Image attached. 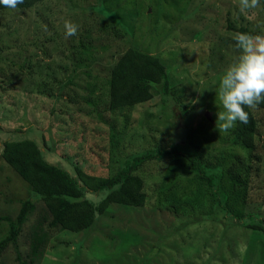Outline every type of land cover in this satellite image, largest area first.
<instances>
[{"label":"rangeland","instance_id":"1","mask_svg":"<svg viewBox=\"0 0 264 264\" xmlns=\"http://www.w3.org/2000/svg\"><path fill=\"white\" fill-rule=\"evenodd\" d=\"M260 2L244 12L240 0H48L0 10V151L5 139L31 138L74 176L76 167L105 176L151 156L136 170L147 196L142 206L111 204L87 229L49 231L39 264H264V232L249 227L264 226V109L253 110L258 138L250 152L259 160L252 162L248 216H232L216 186L179 175L168 155L152 157L176 148L215 162L230 136L216 128L223 106L215 91L241 54L226 18L264 34ZM181 11L187 16L177 25ZM66 21L79 26L76 35L66 36ZM129 48L180 58V81L166 94L154 86L149 100L109 110V72ZM45 70L48 80L39 74ZM104 193L84 196L97 201ZM25 198L41 204L0 156V216H14ZM33 218L17 239L23 259ZM5 227L0 221V235ZM1 260L18 264L11 245Z\"/></svg>","mask_w":264,"mask_h":264},{"label":"trees","instance_id":"2","mask_svg":"<svg viewBox=\"0 0 264 264\" xmlns=\"http://www.w3.org/2000/svg\"><path fill=\"white\" fill-rule=\"evenodd\" d=\"M45 1L48 0H25L16 9H27ZM6 9L10 10L0 6V10ZM179 14L177 25L182 21V17L187 16L183 11ZM226 29L233 33L257 34L241 24L235 26L229 16L226 18ZM80 41L79 39L77 46L81 57L86 51H83ZM177 58L162 59L159 54H149L137 48L127 49L114 62L109 72L108 109L145 102L153 96L154 86H159L161 93H168L180 81V77L176 78L178 72L175 71H181L178 67L182 60ZM42 67L43 65L39 68L43 69ZM39 74L42 79H49V71H40ZM257 109H264V104L259 105ZM245 110L249 112V123L245 125L237 122L236 127L229 130L230 136L221 141L219 153L212 164L206 163L208 160L203 158L201 152L190 153L176 148L165 149L152 156L161 159L168 155L176 163L179 175L190 177L195 182L198 180V183L206 182L207 188L210 189L216 186L223 197L224 208L237 219L250 214L246 203L251 174L255 170L252 162L259 160L250 152L254 150L258 138L257 119L252 109ZM234 147L247 153H234ZM0 156L25 182L28 189L37 195L41 203L37 205L30 198L21 199L14 216H0L1 223L6 224L0 235V264H4L1 252L8 244L12 246L18 264H39L49 231L77 232L87 229L111 204L142 206L147 197L143 180L136 170L151 156L133 157L118 166L112 174L105 176L89 174L79 167L75 168L74 176L60 164L49 162L36 142L27 137L3 140ZM207 167H219L221 170L218 174H208ZM169 184L172 185L173 182L170 181ZM186 187L189 188L188 184ZM85 191L105 193L99 200L91 201L84 196ZM32 214L34 218L28 227V247L23 259L17 239ZM249 227L264 232L263 225L250 224Z\"/></svg>","mask_w":264,"mask_h":264},{"label":"clouds","instance_id":"3","mask_svg":"<svg viewBox=\"0 0 264 264\" xmlns=\"http://www.w3.org/2000/svg\"><path fill=\"white\" fill-rule=\"evenodd\" d=\"M25 0H0V6L16 9ZM261 7L260 0H240L241 12ZM66 36H74L78 25L66 21ZM235 45L241 54L222 76L216 97L223 106V111L216 113V128L219 132L234 129L237 122L249 123V112L264 104V34L237 33Z\"/></svg>","mask_w":264,"mask_h":264}]
</instances>
